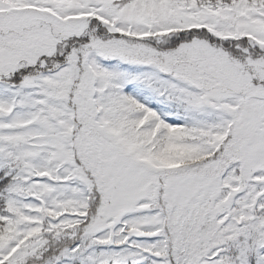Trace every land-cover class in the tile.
<instances>
[{
    "label": "snow or ice",
    "instance_id": "obj_1",
    "mask_svg": "<svg viewBox=\"0 0 264 264\" xmlns=\"http://www.w3.org/2000/svg\"><path fill=\"white\" fill-rule=\"evenodd\" d=\"M0 264H264V0H0Z\"/></svg>",
    "mask_w": 264,
    "mask_h": 264
}]
</instances>
